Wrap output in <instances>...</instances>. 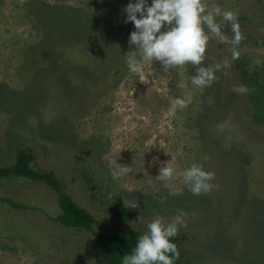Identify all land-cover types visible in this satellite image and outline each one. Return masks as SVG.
<instances>
[{"label":"rangeland","instance_id":"rangeland-1","mask_svg":"<svg viewBox=\"0 0 264 264\" xmlns=\"http://www.w3.org/2000/svg\"><path fill=\"white\" fill-rule=\"evenodd\" d=\"M128 2L0 0V166L28 146L95 218L92 231L66 227L55 220L56 191L0 178V264H105L98 234L146 230L181 211L177 234L186 239L175 264H264V125L238 90L233 46L209 39L202 65L221 68L203 90L189 83L191 64L146 62L141 75L131 73ZM203 2L238 12V58L250 72L264 70V0ZM217 22L230 40L231 25ZM182 84L191 101L169 116ZM170 160L177 174L156 179ZM117 163L131 172L113 179ZM193 163L214 174L209 192L185 187L179 173Z\"/></svg>","mask_w":264,"mask_h":264},{"label":"clouds","instance_id":"clouds-1","mask_svg":"<svg viewBox=\"0 0 264 264\" xmlns=\"http://www.w3.org/2000/svg\"><path fill=\"white\" fill-rule=\"evenodd\" d=\"M123 12L124 22L133 25L128 44L134 46L135 50L124 54L126 67L131 73L141 75L146 62H159L163 69L191 64L196 72L189 83L192 89L203 90L216 79L215 73L221 68L220 63L208 67L202 65L210 38L222 44H231L233 60L239 56L235 46L239 45L242 36L237 11L225 10L219 5L209 8L203 0H129ZM218 17L231 25L233 36L230 40L222 32ZM178 86L185 89V95L171 102L167 113L169 116H175L186 108L192 98L188 84ZM238 90L247 91L244 86ZM130 172L129 165L117 163L110 175L117 179ZM174 174L177 172L170 160L160 166L155 178L167 182ZM179 175L185 187L194 195L207 193L214 187L210 183L214 174L205 171L201 164L193 163ZM184 215L181 211L168 221L157 216L148 222L135 247L122 257L121 264H175L179 251L172 238L179 228L185 226Z\"/></svg>","mask_w":264,"mask_h":264},{"label":"trees","instance_id":"trees-1","mask_svg":"<svg viewBox=\"0 0 264 264\" xmlns=\"http://www.w3.org/2000/svg\"><path fill=\"white\" fill-rule=\"evenodd\" d=\"M236 69L252 108L255 122L264 125V70L250 72L244 59H235ZM12 176L39 181L56 191L58 196L59 213L55 220L70 228H79L87 231L93 230L95 218L87 210L79 206L72 195L64 189V181L57 177L51 168H43L37 160V155L28 146H18L15 149L14 160L11 165L0 166V178ZM11 207L20 208L15 201L4 198ZM124 214L129 215L122 208ZM143 229L128 228L118 232L98 234L100 256L105 264H121V259L134 247L137 238L144 232ZM186 237L177 234L172 238L179 249ZM176 262V261H175Z\"/></svg>","mask_w":264,"mask_h":264}]
</instances>
